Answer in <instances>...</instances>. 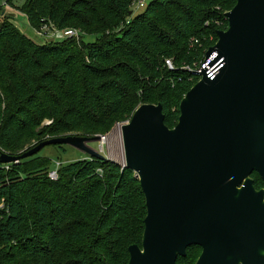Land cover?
I'll use <instances>...</instances> for the list:
<instances>
[{
	"label": "trees",
	"instance_id": "16d2710c",
	"mask_svg": "<svg viewBox=\"0 0 264 264\" xmlns=\"http://www.w3.org/2000/svg\"><path fill=\"white\" fill-rule=\"evenodd\" d=\"M23 1L32 29L51 22L100 39L37 44L13 17L1 19L0 156H19L46 136H105L142 104H161L174 128L181 101L199 81L183 67L199 65L220 32L205 26L214 19L210 10L237 2L150 0L132 17L137 0ZM44 66L51 71L40 76ZM47 119L52 126L37 132ZM51 170V160L38 154L0 165V264H128L129 247L142 246L147 216L135 173L93 157L62 165L56 181ZM194 248L177 264L194 261Z\"/></svg>",
	"mask_w": 264,
	"mask_h": 264
},
{
	"label": "water",
	"instance_id": "95a60500",
	"mask_svg": "<svg viewBox=\"0 0 264 264\" xmlns=\"http://www.w3.org/2000/svg\"><path fill=\"white\" fill-rule=\"evenodd\" d=\"M226 16L228 30L206 54L224 66L185 95L178 124H165L161 104H143L121 127L123 168L135 173L147 207L142 246L129 247L128 264H177L196 246V264H264V191L250 179L256 172L264 181V0H237ZM101 139H50L3 153L0 165L63 145L107 159L88 147Z\"/></svg>",
	"mask_w": 264,
	"mask_h": 264
},
{
	"label": "rangeland",
	"instance_id": "374dc122",
	"mask_svg": "<svg viewBox=\"0 0 264 264\" xmlns=\"http://www.w3.org/2000/svg\"><path fill=\"white\" fill-rule=\"evenodd\" d=\"M139 1L140 0H137L135 5H133V7H132V10H131V12L133 13L132 17H135V16L141 14L143 11H145V9L147 8V5H148L150 0H148V2H146L144 6L138 5ZM4 2H6L8 4L7 7L3 6ZM23 4H24L23 0H13L12 4L9 3V0H0V6H3V7L0 8V21H1L2 18L5 17V15H9V16L13 17L12 21L18 27L20 33L22 35L26 36L29 40H31V41H33L34 43H37V44H44V43L52 42L50 33L48 35L40 36L37 33L38 31H40L39 28L32 29L30 27V25L28 23V20H27V17L22 13V11L20 9V7L23 6ZM236 4H237V2H236ZM235 5H234V7H235ZM210 11H212V16L214 17V19L213 20H208L209 22H206L205 26L206 27L207 26H211V27L213 26L216 29H218L219 31H227L228 28H229V22H228V18L226 16V14L228 12H230L231 10H228V11L226 10L225 11V10H221L219 7H217V8L211 9ZM50 25L51 26H55L56 28H58L54 23L50 22ZM59 30L64 31L66 29H59ZM68 30H70V29H68ZM72 30H74L75 33H76L73 36L72 39H75L77 44H79L80 41L83 40L84 43L89 45V44H91L93 42H98L99 39H100L99 38L100 35H97V34H92L90 32H82L79 29H72ZM117 31H119V30H117ZM46 33H48V32H46ZM78 33H79V35H78ZM112 34L113 33H110L108 31V32H106L104 37H111ZM81 35H82L83 39H81ZM63 40H66V39H63ZM63 40H60V41H63ZM218 40H219V37L217 36L215 43H217ZM199 41H200V39H199ZM199 44H200V42H199ZM193 45H198V44L193 42ZM78 47L81 48V46H79V45H78ZM82 51H84L83 47H82ZM15 54H19L20 57H21V54L17 50H15ZM167 60L173 61L172 57H168L166 59V61ZM37 61L39 63H41L40 59L37 60ZM165 65H166V63H165ZM38 71H39L40 76H41L45 72H50L51 68H50V66H47V67L44 66L42 69H39ZM142 105H140V106H142ZM154 105H158V104H154ZM173 112H175V110ZM128 122H130V121H128ZM128 122L117 124L111 130V132H109L105 136L96 135V136H101L102 139L105 138L106 141L103 142V140L101 139L98 142H90L88 144V147L90 149L94 150L95 152H97V153L103 155L104 157H106L107 160L113 161V162H115V163H117V164H119V165H121L123 167V164L125 162V156H124V145H123L121 127L123 125L127 124ZM174 123L177 125L178 124V120L175 121ZM51 126H52V121L47 119V120H45L43 122V124L40 127L37 128L36 131L37 132H42L43 130H47L48 127H51ZM68 136H79V135L69 134V135H66V136L64 135L62 137H68ZM80 137H83V136H80ZM55 138H60V137H49V136H46V137H44L42 139L43 140L42 142H45V141L50 140V139H55ZM38 156L49 158L51 160V163H52V169L55 168V164L57 162L61 163L63 166H67V165H69L71 163H74V162H77V161H80V160H84V159L90 157V155L87 154L86 152H83V151H81L79 149H76V148H74L72 146H68V145L48 146V147L44 148L40 153H38ZM254 180L256 181L257 184L264 185V183L261 181V179H259L258 176H255ZM262 189H264V188H262ZM1 205H2L1 207L3 208L4 207L3 203ZM202 252L203 251H202L201 248L192 249L191 252L189 253V257L191 256V260H194V261L189 262V263L190 264H193V263L196 264V262H198L199 258L201 257ZM43 261L44 260L40 259V260H38L37 264H40Z\"/></svg>",
	"mask_w": 264,
	"mask_h": 264
},
{
	"label": "built area",
	"instance_id": "2783aa9c",
	"mask_svg": "<svg viewBox=\"0 0 264 264\" xmlns=\"http://www.w3.org/2000/svg\"><path fill=\"white\" fill-rule=\"evenodd\" d=\"M146 2H148V0H140L138 2V5L144 6ZM3 6L7 7L8 4L6 2H4ZM3 6H0V8ZM46 32H48V33H46ZM37 33L40 36L48 35L50 33L52 41H60L63 39H70V38H73V36L76 34L75 31L72 29H70V30L66 29L64 31H61L58 28H56L55 26H51L50 23L43 24V26L40 28V31H38ZM78 35H79V33H78ZM193 42L196 44H199L200 41L194 40ZM208 50L204 54L202 63H200L199 65L194 64V67L185 66V67H183V69L188 71L189 73H191L193 76L198 77L199 80H201L203 73H205V76L209 80H214L216 78V76L218 75V73L220 72V70L222 69V67L224 66V60L217 61L218 55L216 53L207 59L206 54H207ZM166 66L170 70L175 69L173 61H171V60L166 61ZM61 166H62V164L57 162L55 164V168L49 172V178L52 181L58 180V171H59ZM1 206L2 205H0V207Z\"/></svg>",
	"mask_w": 264,
	"mask_h": 264
},
{
	"label": "flooded vegetation",
	"instance_id": "af4514ba",
	"mask_svg": "<svg viewBox=\"0 0 264 264\" xmlns=\"http://www.w3.org/2000/svg\"><path fill=\"white\" fill-rule=\"evenodd\" d=\"M255 176H258L259 177V179H261V177L259 176V174L258 173H256V172H254L252 175H251V177H250V179L253 181V186H254V189H255V191L257 192V193H259L260 191H264V189H262V188H264V185H259V184H257L256 183V181L254 180V177ZM261 181L264 183V181L261 179ZM197 247V246H196ZM192 248V247H191ZM197 248H200V247H197ZM190 249V248H189ZM188 249V250H189ZM202 249V248H201ZM188 250H187V252H188ZM203 251V250H202ZM187 256V255H186ZM197 263V262H196Z\"/></svg>",
	"mask_w": 264,
	"mask_h": 264
},
{
	"label": "bare ground",
	"instance_id": "6f19581e",
	"mask_svg": "<svg viewBox=\"0 0 264 264\" xmlns=\"http://www.w3.org/2000/svg\"><path fill=\"white\" fill-rule=\"evenodd\" d=\"M102 140H103V142H105V141H106V139H105V138H103Z\"/></svg>",
	"mask_w": 264,
	"mask_h": 264
}]
</instances>
